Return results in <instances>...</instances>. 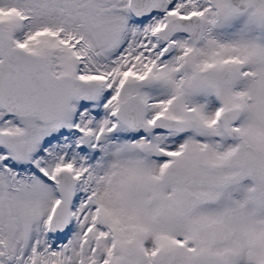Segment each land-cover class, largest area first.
Returning a JSON list of instances; mask_svg holds the SVG:
<instances>
[{
    "label": "snow or ice",
    "instance_id": "obj_1",
    "mask_svg": "<svg viewBox=\"0 0 264 264\" xmlns=\"http://www.w3.org/2000/svg\"><path fill=\"white\" fill-rule=\"evenodd\" d=\"M0 264H264V0H0Z\"/></svg>",
    "mask_w": 264,
    "mask_h": 264
}]
</instances>
